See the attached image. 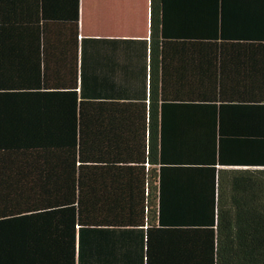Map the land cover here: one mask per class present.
<instances>
[{
  "label": "trees",
  "instance_id": "obj_1",
  "mask_svg": "<svg viewBox=\"0 0 264 264\" xmlns=\"http://www.w3.org/2000/svg\"><path fill=\"white\" fill-rule=\"evenodd\" d=\"M79 19L0 0V264H264V0Z\"/></svg>",
  "mask_w": 264,
  "mask_h": 264
},
{
  "label": "crops",
  "instance_id": "obj_2",
  "mask_svg": "<svg viewBox=\"0 0 264 264\" xmlns=\"http://www.w3.org/2000/svg\"><path fill=\"white\" fill-rule=\"evenodd\" d=\"M150 16L151 0H80L79 37L131 40L130 49L139 48L133 42L149 39ZM132 62L144 68V57Z\"/></svg>",
  "mask_w": 264,
  "mask_h": 264
},
{
  "label": "rangeland",
  "instance_id": "obj_3",
  "mask_svg": "<svg viewBox=\"0 0 264 264\" xmlns=\"http://www.w3.org/2000/svg\"><path fill=\"white\" fill-rule=\"evenodd\" d=\"M92 13H94V11L92 10ZM96 23H98L96 20H95Z\"/></svg>",
  "mask_w": 264,
  "mask_h": 264
}]
</instances>
